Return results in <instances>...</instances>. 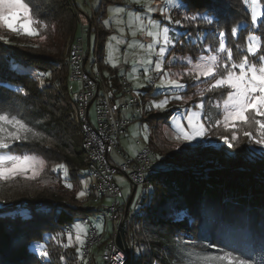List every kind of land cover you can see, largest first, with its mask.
<instances>
[{
    "label": "trees",
    "instance_id": "16d2710c",
    "mask_svg": "<svg viewBox=\"0 0 264 264\" xmlns=\"http://www.w3.org/2000/svg\"><path fill=\"white\" fill-rule=\"evenodd\" d=\"M259 2L264 12V0ZM33 5H38L34 16L36 11L41 12L43 15L39 19L42 20L44 13H49L67 28V36H72L70 45L78 22V12L71 7L70 1L31 0L30 7ZM102 5L103 2L89 19L90 28L97 33L93 53L100 65L106 33L99 20L104 14ZM183 5L186 7H182L181 12L186 15L192 12L209 14L216 21V27L219 23L223 25L221 29L226 35L231 26L226 23L234 21L238 27L235 41L240 40V25L244 24L240 22L252 24L250 13L241 0H184ZM253 32L260 37L262 45L258 55H264V23L258 22ZM69 45L63 55L48 57L31 55L12 43L0 42V107L21 113L30 127L43 133L42 140L15 145V150L18 153L35 151L49 165L63 164L68 175L67 178L61 171H56L54 177L40 175L35 180L17 179L9 183L11 195L0 201V264H41L32 244L46 235L64 231L65 226H71V221L93 212L77 198L78 176L87 170V160L80 147L82 135L77 107L67 86L65 59ZM49 58L55 59L56 67L54 74L50 72L52 74L45 77L46 84H40L32 74L20 68L43 69L40 63H53ZM92 64H95L93 59ZM100 70L97 71L101 73ZM102 78L105 85L111 80V89L119 88L117 75L110 80ZM6 83L10 86L6 87ZM17 88H23L27 95L16 91ZM155 115L148 114L145 119L152 124ZM205 116L211 117L214 123L220 119L221 112L217 114L214 106L205 104L202 119ZM138 118L143 119L142 116ZM205 123L210 126L207 121ZM213 132L212 129V134L206 138H217ZM154 138H159L157 132ZM150 143L148 141L155 153ZM203 155L197 158L184 154L175 155L177 158L166 157L147 173L145 184L151 186V191L148 197L145 194L142 197L141 213L135 218L128 217L125 228L128 247L125 264H144V257L159 264H183L181 251L186 244H195L200 251L212 253L213 250L206 247L212 243L235 250L253 264H264V155L256 159L245 156L243 151L229 157L218 151ZM90 188L87 196L94 199ZM141 225L153 228L154 240L149 242L148 256L142 253L133 256L129 248L131 232ZM104 244L105 240L94 245L98 247L97 253L102 251ZM67 249L78 264H102L101 256L94 263L80 259L82 255L76 245L67 246ZM58 255L65 258L63 253ZM45 259L48 264H58L51 258Z\"/></svg>",
    "mask_w": 264,
    "mask_h": 264
},
{
    "label": "rangeland",
    "instance_id": "374dc122",
    "mask_svg": "<svg viewBox=\"0 0 264 264\" xmlns=\"http://www.w3.org/2000/svg\"><path fill=\"white\" fill-rule=\"evenodd\" d=\"M70 5L73 9L78 12L79 16L77 20V29L75 27V31H79L81 29V22L80 20H89L93 14V11L101 5L103 2V10L104 14L101 19V26L106 31L105 33V40L103 44V52H102V64L100 65L93 50L95 49L96 45V35L97 33L94 31L90 32V47H91V58L94 60V69L100 70L102 76L106 79L110 80V77H114L117 74H122L126 72V78L128 83L132 87V93L136 97L139 103L140 109V116L143 119L137 118L127 126V130L124 134L118 137L117 141V148H119L122 153L125 155L127 154L130 157H134L138 151V146L134 144V138L143 137L145 141H151L155 154L159 159H157L153 163L152 168L158 165L159 160L162 161L166 157H175V155L184 154L187 157H202L205 156L209 152L218 151L223 152L226 157L234 156V153L243 151L244 155L250 157V159H256V157H260L264 155V149H261L260 146L254 144H248L244 142L243 137H241V142L239 143L238 147L230 148L227 143L221 140L219 137L222 135H227L228 133L225 132L222 126L219 128H215L214 135H218L217 138L213 137L212 139H208L206 137L199 138L197 141H193L191 143L182 144L179 148L175 147L176 141L172 139L175 135V132L172 127V118L174 116L180 115L181 120L185 125H187L186 120H183V116L187 115L186 110L191 111L193 113L200 112L201 119L203 109H198L196 107L197 104L200 103L201 99H204L205 104H209L208 100L211 99L212 104L210 106H214L216 101H220L222 105V99L226 97L227 90L217 91L215 93H208L206 97H200L197 92L198 89H204L207 87V83H211V80H207V78H201V81L196 82L191 79L188 75L185 74V69L190 68V64L186 62L176 61L170 63L172 58L179 57H191L193 62H195L196 58L201 55H208L209 53L206 51H202L205 45H211L213 47H218V37L215 35V31L217 28L221 29L223 26L222 24H215L212 26L207 25V23L200 19L196 22L199 25V30L194 27L192 24L184 20L186 14L181 12L182 7H177V5H183L184 0H172V3L169 4V0H150V5L155 11L147 12L144 5L149 3V0H140V3L137 4L134 0H69ZM241 4L247 7L249 11V17L251 21V8L248 7L243 3L241 0ZM76 6V7H75ZM117 7H121L124 9L123 12L115 13L110 12V9H115ZM259 9L262 11L260 2L258 5ZM161 9L165 10L167 15L172 17V20H181L182 24L177 25L175 23H170L165 19V15L162 14ZM183 10V9H182ZM129 13H135L141 16L143 19L144 25L146 26L144 31H138V23H133L129 26ZM183 15H182V14ZM192 13H203L205 12H192ZM190 13V14H192ZM42 20L47 22V30L40 28V35H43L45 39H40V36H28L22 33L16 34L12 33L7 30L6 27L0 28V36L7 37V42L0 40V42L4 43H12L13 45L26 50L31 55H40V56H53L57 57L58 54H64L66 48L69 45V42L72 36H67V28L62 27L56 20L49 14L44 13ZM189 15V14H187ZM209 15V14H207ZM210 16V15H209ZM210 18H212L210 16ZM149 19L154 21L160 22V28L162 29L164 26H169L170 28V37L176 41V43H180L174 46H171L169 51L166 53V58L164 60L165 67L163 68L162 72L157 74L153 69L155 67V61L158 59L156 53L159 50L160 44L163 43V38L160 37V44H157L154 50L149 51L147 45L153 43V37L146 35L148 30L158 31L149 24ZM260 18H258L259 20ZM105 21L108 23L106 24ZM243 21V20H242ZM244 23L240 25V40L235 41L234 37L230 33V30L227 31V38L226 41L227 46L232 48L233 50V59L238 63L243 56L248 55L247 49V37L249 33L254 32L255 25H249L248 22H240ZM226 25H231L229 28L235 26L234 21L227 22ZM34 27V25H30ZM191 26L189 29L185 30L186 27ZM85 31L88 29L87 26L84 27ZM123 29V30H122ZM136 31V35L133 36L132 32ZM191 36V40L189 37ZM206 36V39H198V37ZM256 36V35H255ZM86 39V47H87V34L85 35ZM192 40L196 42L193 43ZM122 41V42H121ZM143 44L144 47L141 48L140 45ZM131 45V47L129 46ZM239 45V48L235 47ZM176 46V47H175ZM175 47V48H174ZM174 48L173 51H171ZM171 51V55H170ZM151 58L153 61L152 65H147V61ZM48 60L53 61V63H47L46 61L40 63V68H46L47 70L44 71L43 69H36L32 68L31 66L20 67L22 70L28 71L30 74L33 75L34 79L39 82L40 84H46L47 77H49V73L53 72L56 67V62L54 58H49ZM250 60L253 62L258 63V57L253 58L250 57ZM222 62V61H221ZM55 63V64H54ZM113 63H115V67H113ZM18 65V64H17ZM21 66L22 64L19 63ZM135 66L136 71H133ZM149 67V72L147 76L144 72V67ZM238 71V70H237ZM164 72H168L171 74L172 79H180L182 83H184L187 87L181 91H173L169 88H161L158 87L160 84V76L164 74ZM52 74V73H51ZM180 74V75H177ZM47 76V77H46ZM46 77V78H45ZM131 77V78H130ZM148 77H151L149 80ZM43 81V83H41ZM207 81V82H205ZM109 87H112L111 80L107 82ZM75 87H78V83H74ZM175 95H181L184 97V100L187 101H179L175 99H170L169 103L165 110H157L154 107L150 108L149 104L152 101H160L163 100L165 97H173ZM188 97H191L189 100ZM118 103L120 99H115ZM77 107V106H76ZM90 114L92 120H94V112L93 108L91 107ZM148 114H156L153 117L152 124L149 123V120L145 119V116L148 117ZM222 111L220 119H222ZM155 132L159 135V138H154ZM147 136V139H145ZM119 142V144H118ZM15 147V145H14ZM115 149L113 148L111 154H114ZM21 153V152H20ZM202 154V155H201ZM244 156V157H245ZM115 161H119L118 156L115 154L113 155ZM245 157V158H247ZM158 160V161H157ZM52 164H45V169L40 175L54 177L56 171H53ZM62 174L68 178L67 172L65 170H59ZM31 175V173H29ZM39 175V176H40ZM78 176L80 179V190L85 192L84 196H79L77 193V198L80 201H84L85 205L91 207L93 212L89 213L88 219L92 222L93 227L97 229L99 233H102L106 230L111 232L112 225L111 223L106 224L101 211H97L96 209L100 206H108L110 204V199L108 198H99L94 200L93 198L90 199L87 196L88 187L93 184L94 179L92 174H90L86 169L82 171ZM38 176V177H39ZM37 177V178H38ZM23 181L24 178H16L15 180ZM53 179V178H52ZM25 180V179H24ZM27 180V179H26ZM29 180V179H28ZM114 181L122 188L123 198L128 200L130 196H132L129 207H128V216L126 218H135L137 215L141 213V201L144 194L148 197L149 192L151 191V186H147V184H139L136 186L133 192V185L131 184L130 180L123 174L117 173L114 176ZM11 182V181H10ZM10 182H0V201L4 198L11 195V187L9 185ZM66 183V182H65ZM119 197L121 201L123 199ZM148 202V199L145 200V203ZM100 207L101 209L103 208ZM71 228L72 231H62L52 236L46 235L43 240L35 242L32 244V247L36 251V258L38 261H41V264H48L47 259L45 257H41L39 255V244L45 245L47 250L50 252L49 257L52 260L57 261L58 264H78L75 261L74 256L70 253V250L67 249L68 244V235L71 233L73 243L72 245H76L77 248L80 249L79 254L82 255L80 259H85L88 263V260L91 259L92 263L94 261L100 260L101 250H98V247L94 246L90 249L88 256L85 257V251L83 249L84 245L81 246L78 242L75 241V236L77 231L79 230L81 236L87 241V238L90 235V227L89 224L84 225L82 224L79 219H75L71 221ZM126 228V227H125ZM124 228V229H125ZM132 236L131 239V246L130 251L132 252L133 256H137L138 254L142 253L144 255L150 254L149 249V242L154 240L153 236V228L149 227H142L138 226V228L134 227L133 231L131 232ZM86 243V242H85ZM59 253L65 254V258H59ZM42 258V259H41ZM145 260L144 264H159L155 261H151L150 259L147 260L146 257L143 258ZM146 260L148 261L146 263ZM96 264V263H95Z\"/></svg>",
    "mask_w": 264,
    "mask_h": 264
},
{
    "label": "snow or ice",
    "instance_id": "6c2138e0",
    "mask_svg": "<svg viewBox=\"0 0 264 264\" xmlns=\"http://www.w3.org/2000/svg\"><path fill=\"white\" fill-rule=\"evenodd\" d=\"M134 2L139 4L140 0H134ZM30 3L31 0H28V2H25V0H0V28L6 27L7 30L18 35L22 31L23 34L28 36H40V39L43 40L45 37L40 35L39 29L43 28L47 30V22L39 19L43 13L36 11V15H33V12L38 9V5L30 7ZM171 3L172 0H169V4ZM243 3L251 8V22L253 25H256L258 22L264 23V19L258 21V18L264 17V12L258 7L259 0H243ZM144 7L147 12L155 11L150 5V0ZM177 7H186V5H177ZM123 11L124 9L121 7L110 9V12L115 13ZM161 12L170 23L182 24L181 20L173 21L172 17L167 15L164 9H161ZM200 19H203L209 26L216 23L209 15L203 13H192L184 17L185 21L192 24L198 30L199 25L196 22ZM105 23L107 24L108 22L105 21ZM133 23H138V31H144L146 28L140 15L129 13V26ZM149 24L153 28L158 29V31L148 30L146 32V35L153 37V43L147 45L148 50H154L155 46L160 44V37L163 38V43L160 44L159 50L156 53L158 59H156L153 69L159 74L164 68L166 53L171 46H174L176 41L169 35V26L166 25L161 29L160 22L151 19H149ZM30 25H37V27H31ZM230 33L232 36H236L238 34V27H231ZM132 35L135 36L136 31H133ZM215 35L218 37V47L205 45L202 50L208 52V55L197 57L195 62H193L190 56L183 58L174 56L170 63L178 60L189 63L190 68L185 69V74L191 79L199 82L203 77L212 81L211 83H207L206 88L198 89L197 94L202 98L206 97L208 93L227 90L226 97L222 99V105L219 100L214 105L217 114L222 111V119H216L212 123L211 117L205 116L201 119L200 112L193 113L186 110L187 115L183 116V120L187 122V125H185L180 115L174 116L172 118V127L175 135L172 139L176 141L175 147L179 148L182 144L207 137L212 134V129L222 126L228 134L222 135L219 138L227 143L230 148L238 147L241 137H243L245 138L244 142L258 145L261 149H264V55H258L262 47L260 37L249 33L246 49L248 55L243 56L237 63L233 59L232 48L227 46L225 30L217 28ZM189 37L191 40L190 34ZM206 38V36L198 37V39ZM0 40L7 42V37L0 36ZM192 42L195 43L196 41L192 40ZM129 46L131 47V45ZM140 47L143 48L144 45L141 44ZM235 47L239 48V45ZM250 57H258V63L250 60ZM152 63L153 61L149 58L147 65L150 66ZM115 66V63H113V67ZM143 70L147 76L149 67L145 66ZM133 71H136L135 66ZM48 75L50 76L51 73ZM148 78L151 80V77ZM5 86L10 85L6 83ZM158 87H166L178 92L186 89L187 86L180 79H172L170 73L164 72L160 76ZM16 91L27 95V92L23 88H17ZM170 99L187 103L183 96L175 95L173 97H165L160 101H152L149 107L165 110ZM188 99L190 100L191 97H188ZM208 103L212 104L211 99L208 100ZM196 107L201 110L204 109V99H201ZM205 121L210 126H206ZM42 139L43 133L36 131L34 127H30L29 122L25 121L21 113H14L11 108L0 107V182H10L18 177L35 180L44 171L46 161L35 151L18 153L14 147V145L33 143ZM145 139H147V136H145ZM62 169L66 170V166L63 164L53 167V171ZM67 186L71 187V185ZM78 195L84 196L85 192L81 191ZM75 241L81 246L86 242L79 230L75 236ZM72 243V235L69 233L68 244L65 246H71ZM206 247L212 249V253L200 251L195 244H186L181 251L183 264H253V261L243 258L235 250L220 248L215 243L207 244ZM38 248L41 257H49L50 253L45 245L39 244ZM77 251L79 252L80 249L77 248ZM118 259L123 261V257H118Z\"/></svg>",
    "mask_w": 264,
    "mask_h": 264
},
{
    "label": "built area",
    "instance_id": "2783aa9c",
    "mask_svg": "<svg viewBox=\"0 0 264 264\" xmlns=\"http://www.w3.org/2000/svg\"><path fill=\"white\" fill-rule=\"evenodd\" d=\"M79 16V14H77ZM79 20V19H78ZM81 29L75 31L65 59L67 67L68 91L77 106L78 119L81 125V146L87 160V171L94 179L91 193L94 200L110 199L108 206L100 205L96 210L102 212L106 224L111 223L112 229L99 233L88 217H79V221L90 227V235L84 244L85 257L90 249L105 240L101 251L102 264H125L126 252L116 244L117 228L123 217L127 200L123 198L122 188L114 181L117 173H123L136 188L145 184V177L152 169L156 154L143 137L134 138L138 151L133 158L126 156L117 148V139L127 130L128 124L136 120L141 112L139 103L132 93V87L126 78V72L117 74V90L103 83L101 73L95 70L90 56L89 20H80ZM85 26L87 30L85 31ZM76 30L77 26H76ZM87 34V47L85 35ZM78 83V87L74 86ZM115 99H120L117 103ZM93 108L94 120L90 110ZM118 156L115 161L111 154ZM119 197L123 199L120 201ZM103 208L101 209L100 207ZM128 220V218H127ZM126 220V224H127ZM126 227V225H125ZM65 231H72L65 226ZM123 257V261L118 259ZM91 259L88 260V263Z\"/></svg>",
    "mask_w": 264,
    "mask_h": 264
},
{
    "label": "water",
    "instance_id": "95a60500",
    "mask_svg": "<svg viewBox=\"0 0 264 264\" xmlns=\"http://www.w3.org/2000/svg\"><path fill=\"white\" fill-rule=\"evenodd\" d=\"M134 190H135V187H133V192H134ZM131 198H132V196H130L127 200L125 211H124L122 219L120 220V222L118 224L117 234H116V244L119 246V248H121V249L123 248V250L126 252V254H128V247H127V244L125 243L126 242V240H125L126 229H124V228L126 225V220H127L126 217H127L128 207H129Z\"/></svg>",
    "mask_w": 264,
    "mask_h": 264
},
{
    "label": "crops",
    "instance_id": "0c3cea01",
    "mask_svg": "<svg viewBox=\"0 0 264 264\" xmlns=\"http://www.w3.org/2000/svg\"><path fill=\"white\" fill-rule=\"evenodd\" d=\"M118 144H119V142H118ZM126 156H128V155L126 154ZM128 157H130V156H128ZM130 158H132V157H130Z\"/></svg>",
    "mask_w": 264,
    "mask_h": 264
}]
</instances>
